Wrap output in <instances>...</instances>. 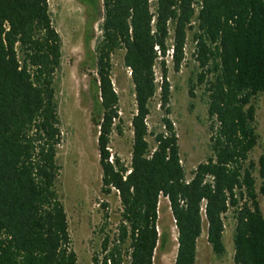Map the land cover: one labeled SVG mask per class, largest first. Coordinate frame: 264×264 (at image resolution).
I'll list each match as a JSON object with an SVG mask.
<instances>
[{
    "label": "trees",
    "instance_id": "obj_1",
    "mask_svg": "<svg viewBox=\"0 0 264 264\" xmlns=\"http://www.w3.org/2000/svg\"><path fill=\"white\" fill-rule=\"evenodd\" d=\"M78 1L101 19L94 50L89 31L85 39L94 71L91 123L97 129L101 193L114 190L121 207L114 232L102 230L92 264H154L155 252L170 238L169 231L158 230L161 198L177 235L174 264H195L203 217L208 244L223 255L228 212L235 220L234 263L264 264V155L256 163L249 159L258 144L255 102L264 96V0ZM189 34L197 64L189 95L203 89L210 155L187 180L168 117L166 58L178 72ZM119 51L136 104L129 165L109 152L120 122L111 79L112 56ZM60 63L61 40L47 0H0V264H77L57 187L61 133L54 81ZM158 90L162 130L153 133L151 150L147 118Z\"/></svg>",
    "mask_w": 264,
    "mask_h": 264
},
{
    "label": "rangeland",
    "instance_id": "obj_2",
    "mask_svg": "<svg viewBox=\"0 0 264 264\" xmlns=\"http://www.w3.org/2000/svg\"><path fill=\"white\" fill-rule=\"evenodd\" d=\"M54 29L61 40V63L55 76L54 92L59 117L61 144L56 160L61 166L58 192L67 217L68 233L77 264H92L99 253L103 233L114 232L118 225L120 201L113 190L110 195L101 193V169L97 150V129L91 123L92 99L90 80L91 62L86 57L85 39L90 32L89 47L94 50L100 38L101 19L93 10L78 0H47ZM171 46L172 39L167 41ZM171 54V50H169ZM193 43L188 35L184 47V60L178 72L173 70L170 57L166 58L167 81L170 85L169 119L178 139L180 163L186 179L191 178L196 166L210 155L207 107L203 89L198 87L190 97V81H194L197 64L192 57ZM123 51L112 56L111 79L119 97L120 122L110 136L109 152L122 163L129 165L133 141L131 120L136 111L134 87L124 67ZM157 83L161 81L160 64L155 69ZM255 131L258 144L249 155L257 162L264 155V96L256 100ZM147 125L150 135L147 142L151 150L156 146L153 133L162 130L163 111L160 108L159 90L149 104ZM256 189L261 180L257 169L253 172ZM258 200L263 211L262 197ZM264 213V211H263ZM107 218L106 222L105 219ZM202 232L197 241L195 264H235L233 236L235 220L228 212L224 220V254L217 256L207 242V225L202 218ZM158 230L169 231L170 238L164 249L154 255V264H174L177 245L176 230L167 200L161 198L158 206ZM104 229L103 233L102 230Z\"/></svg>",
    "mask_w": 264,
    "mask_h": 264
}]
</instances>
